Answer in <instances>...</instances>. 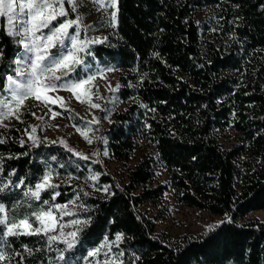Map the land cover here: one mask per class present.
I'll list each match as a JSON object with an SVG mask.
<instances>
[{"label": "trees", "instance_id": "1", "mask_svg": "<svg viewBox=\"0 0 264 264\" xmlns=\"http://www.w3.org/2000/svg\"><path fill=\"white\" fill-rule=\"evenodd\" d=\"M205 7L216 21L211 38L195 19ZM116 12L114 30L91 52L99 63L119 69L115 92L133 100L114 110L107 126L95 124L96 145L129 162L142 142L151 143L157 156L135 160L120 177L96 154L42 136L36 146L26 142L21 129L27 118L0 127V188L9 185L0 203L8 219L48 207L24 193L51 172L57 187L43 191L41 200L72 202L78 219L90 218L74 249L64 252L68 264H264V219L240 221L264 209V0H117ZM0 21L3 88L21 45ZM53 107L84 121L68 106ZM223 133L232 140L222 143ZM157 164L166 168L167 183L156 182ZM168 187L182 204L224 219L178 238L158 231V214L147 204L161 209ZM5 240L0 264H65L59 259L62 243L49 247L46 237L35 235ZM104 240L112 243L111 252L88 257Z\"/></svg>", "mask_w": 264, "mask_h": 264}, {"label": "snow or ice", "instance_id": "2", "mask_svg": "<svg viewBox=\"0 0 264 264\" xmlns=\"http://www.w3.org/2000/svg\"><path fill=\"white\" fill-rule=\"evenodd\" d=\"M94 2H99L101 8L117 7V0H110L107 4L103 0H94ZM65 3L70 4L75 11L76 0H0V18L8 19L7 35L12 37L18 45L23 46V52L17 53L16 59L13 61L15 64V67L12 68L13 74L5 73L3 76L6 78V87L0 89V94L7 92L10 96L0 99V121L12 116L19 119L20 108L30 98L48 107V104L56 102L48 93L56 92L61 88L70 91L81 103L86 102L92 108H101V105L92 102L93 81L96 79V75H88L86 78L78 77L83 74L80 70L81 66L89 72L91 71L81 54L85 53L91 44L103 43V40L87 37L81 39L82 19L78 16L54 24L53 22L60 17L68 15L64 8ZM109 23L115 27L117 23L116 11L111 12ZM70 29H74V33L70 32ZM87 55H91V52L88 51ZM2 58L3 53L0 50V59ZM101 78H103L102 74ZM116 88L118 89L119 85ZM109 91H116V89L109 87ZM95 95L97 99L100 98L98 94ZM32 115L35 116V113ZM55 115L57 113L53 114V118ZM38 119H43V117H38ZM92 122L98 121L93 117V121L90 123ZM34 132L33 128L31 133L26 134L36 146L39 141L33 134ZM81 135L87 143H92L85 132H81ZM23 143L24 141H21V144ZM61 143L63 144V141ZM65 147L67 148V145ZM68 151H72V149L68 148ZM74 154L80 159H88L81 153ZM53 159L55 158L53 157ZM51 181V172H46L34 189H29L24 193L26 197L48 205L47 208L40 207L38 210L32 211L31 216L26 215L18 220L15 218L9 220L4 204L0 203V246L6 245V237L43 236L46 237L49 247L55 243L65 245V249L61 250L59 255V259L65 261L64 252L74 249L79 239V233L88 225L90 218L72 219L64 223L63 216L74 215V213L66 211V205H49L47 200H41L43 191L57 187ZM22 184L21 180L15 187ZM8 187L9 185H4L0 188V192ZM56 195L59 193L52 196L53 200ZM58 213L59 215H57ZM69 227L73 230L65 231ZM115 240L119 242L121 234H117ZM102 248L110 250V245L106 242L99 248L89 251L87 256H97ZM25 250L31 252L30 249L26 248ZM5 259L6 255L0 251V261ZM65 264H68V261H65ZM106 264H116V261L110 260Z\"/></svg>", "mask_w": 264, "mask_h": 264}, {"label": "rangeland", "instance_id": "3", "mask_svg": "<svg viewBox=\"0 0 264 264\" xmlns=\"http://www.w3.org/2000/svg\"><path fill=\"white\" fill-rule=\"evenodd\" d=\"M105 4L109 3L110 0H103ZM64 8L68 15L66 17H60L54 24L62 22L64 19H74L77 16L82 19V31L80 38L85 37L89 39L99 38L102 39L109 32L114 30V27L109 23L110 14L112 11H116V8H101L99 2H94V0H76L75 11H73L72 6L68 3L64 4ZM212 14L210 8H203L197 12L195 19L201 24V28L207 38H211V30L216 28V21ZM4 21L6 28L8 29V19L0 18ZM209 24L210 28L206 26ZM47 32V30H44ZM70 32L74 33V29H70ZM91 46L86 50L85 53L81 54L88 65L91 68L89 72L86 68L81 66L82 75L78 78H86L88 75H96V79L93 81L94 87L92 88V102L101 105V108H92L88 103H81L76 97L65 89H59L56 92L48 93L49 96L55 100V103L48 104V107L43 106L40 102L35 99H28L25 101L24 105L19 110V119L12 116L8 119L0 121V127H8L10 125L16 124L19 120L27 118L29 125L21 129V134L24 140L30 144H33L32 140L28 138L26 133H31L33 128L35 132L33 133L38 140L42 136L45 140H55L63 141L67 146H71L75 150L82 152L88 156L94 157L95 154L98 155L99 159L102 161L106 169L118 176H124L126 173V167L132 164L135 160L140 159L146 155L157 156V151L151 143H141L131 161H122L115 159L106 150H98L96 142L98 139L97 129L95 124H100L105 127L108 125L109 121L113 117V111L116 109H121L125 107L133 99L127 101L122 100L115 91H109V87L116 89L118 83L119 69L114 66L104 65L98 62V60L93 57L91 52ZM90 51L91 55H87ZM23 52V46L21 45V51ZM111 69V70H109ZM101 74L103 78H101ZM68 79V78H65ZM6 87V80L4 89ZM99 95V99L96 95ZM10 96L9 93L4 92L0 94V99H6ZM62 98V99H57ZM53 104L58 106H68L74 110L82 120L79 122H74L72 119L65 117L59 110L53 107ZM50 109V110H49ZM26 112L35 113L32 117L26 116ZM57 113L54 116L53 114ZM38 117H43V119H38ZM93 117L96 118L98 122H92ZM80 129V131H77ZM81 132H85L87 137L92 140V143H87ZM229 140H232V135L223 133L220 135V141L226 144ZM106 153V154H105ZM155 180L156 182L167 183L169 180V175L165 167L157 164L155 166ZM163 207L160 209L158 206H152L147 204V207L152 211V213H157L156 216V229L161 232H165L172 238H178L185 232L202 233L210 228H212L216 223L224 219V216L215 214L200 208L184 205L179 202L171 187H168L164 192L163 199L161 201ZM55 205V204H53ZM66 211L74 213V215L63 216V222L67 223L72 219H78L75 216V210L77 208L76 204L72 202H66ZM47 208V207H46ZM164 210V211H163ZM59 215V213L57 214ZM260 217L264 219V209H256L245 217L241 218L240 221L244 219H249L252 217ZM36 226V225H34ZM72 228H66L65 231H71ZM108 243L109 248H102L101 252L106 254L111 252L112 246L109 241L104 240L102 244ZM101 245L92 248V250L99 248Z\"/></svg>", "mask_w": 264, "mask_h": 264}]
</instances>
